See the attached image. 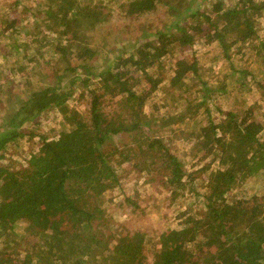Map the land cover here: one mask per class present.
I'll return each mask as SVG.
<instances>
[{"label":"trees","instance_id":"trees-1","mask_svg":"<svg viewBox=\"0 0 264 264\" xmlns=\"http://www.w3.org/2000/svg\"><path fill=\"white\" fill-rule=\"evenodd\" d=\"M109 1H114L113 8L108 6ZM230 1L229 4L224 0H43L36 3L48 31L55 30L71 40L67 48L62 46V53L72 48L71 58L77 63L66 67L69 73L61 70L53 78L40 67L39 60L32 67L20 65L15 69L21 73L20 78L26 77L27 83L33 71L46 84L27 92L18 105L5 107L8 111L0 122V161L5 158L7 143L31 134L22 128L25 120L51 107L59 110L62 118L55 136L39 135L37 147L24 165L12 169L8 163L0 164V234L12 231L18 220L26 223L41 240L34 252L37 264H144L143 247L149 242L152 229L141 231L134 224L126 229L127 234L117 236L110 245L98 237L93 225V221L101 224L103 220V211L93 203L94 198L117 184L110 156L119 155L118 165L130 160L129 148L117 152L115 146L105 148V143L113 135L125 133L135 148L146 152L147 159H159L165 170L163 184L171 193L184 195L187 187L193 198L199 200V209L185 217L181 227L164 228L156 235L159 246L153 252L151 264L185 261L264 264V118L255 119L257 116L249 108L229 107L221 112V119L214 121L207 114L201 119V125L187 127L190 132L184 134L178 123L193 119L200 108L207 111L205 100L213 90L224 92L219 83L215 87L207 85L196 62L184 58L174 60L167 78L172 88L168 97L175 108L157 115L151 113V117L140 108L161 82V77L146 70L172 49L181 50L204 39L215 42L223 57L228 58L230 49L238 45L245 49L252 47L264 61V35L259 33L256 22L258 17H264V0ZM112 10L117 11L121 25L111 23ZM161 10L164 22L159 26L149 23V15ZM27 12H30L28 15L35 13L34 10ZM141 15L144 19L148 17L147 23H143L144 36L132 40L134 44L126 56L118 53L104 68L93 65L95 50L84 42L86 36L98 38L96 35L102 34L103 27L115 28L110 30L111 38L120 32L123 34L125 21ZM90 29L93 31L85 34ZM22 30L26 33L29 28ZM121 38L124 40L122 35ZM75 69L79 72L75 73ZM89 75L96 82L91 88H88ZM64 79L67 86L71 85V91L75 90L76 79L83 89L87 86L86 114L65 107V98L72 93L62 85ZM141 84L147 86L144 94L136 90ZM4 88L0 85V90ZM169 127L181 132L183 140L193 139L189 143V155L196 160L189 167L158 134L160 129ZM136 169L148 171L146 167ZM259 175L262 183L257 186L258 190L240 198L230 197L234 190L244 187L245 181ZM199 176L202 182L196 184L201 188L197 192L192 185ZM123 203L131 210L140 207L128 198ZM62 211L73 217L69 228L59 227V219L51 220ZM239 226L241 230H235Z\"/></svg>","mask_w":264,"mask_h":264},{"label":"rangeland","instance_id":"rangeland-1","mask_svg":"<svg viewBox=\"0 0 264 264\" xmlns=\"http://www.w3.org/2000/svg\"><path fill=\"white\" fill-rule=\"evenodd\" d=\"M42 1L0 0V85L6 87L0 90V122L4 120L8 111L5 107L12 104L18 105V101L24 99L27 92L30 93V90L36 86L38 88L45 87L46 84L33 71L29 74V82L27 83L26 77L20 78L21 73L15 71L18 66L31 65L30 67H32L33 62L39 60L40 67L47 71L49 78H53L61 70L64 71V74L69 73L70 70L66 67L74 66L77 63L71 58L72 48H68L66 52L62 53V46L65 45L67 48L71 40L68 41L66 37L59 35L55 30L48 31L41 21L42 13L36 10L39 9L36 3ZM224 1L227 4L231 2L230 0ZM108 6L113 8L114 1H109ZM27 10H34V15H28L30 12ZM162 15V10L155 15H149V23L159 26L165 20ZM110 18L112 24L119 23L121 25L116 10H112ZM147 19V16L144 19L141 15L132 21L126 20L125 32L123 34L120 32L121 34L112 38L109 33L115 28L107 30L103 27L102 34L96 35L98 38L86 36L84 42L95 50L91 61L93 65L104 68L106 64L118 56V53L125 57L126 51L131 49L134 44L132 40L144 36L145 27L143 23H147ZM256 22L259 33L264 35V17H258ZM34 23L38 24L37 27ZM108 27L112 28L110 25ZM22 28H29V31L25 33ZM37 30L38 33H36ZM147 30L149 31V29ZM92 31L90 29L84 32L90 34ZM96 33L97 31L93 33V36ZM121 35L124 40H122ZM148 38L150 37L145 36V39ZM249 48L245 49L236 45L230 49L228 58L227 56L223 57L215 42H205L204 39L181 50L172 49L146 70L152 75L161 77V82L154 91L148 94L144 103H141V111L146 116L151 117V113L157 115L165 110L171 111L175 108L168 97L172 88L168 85L167 78L171 73L174 60L184 58L187 61L194 60L196 62L198 71L201 73V77L206 79L207 85L215 87L219 83L223 85L224 89V92L213 90V94L205 100L207 111L200 108L199 114L195 115L193 119L178 123V127L184 129V134L190 132L187 127H194L195 124L201 125L203 121L201 119L205 118L207 114L214 121L221 119V112L229 107H233V109L234 107L249 108L257 116L255 119L264 118V61L257 51L255 54L253 48ZM239 70L245 71V73H239ZM78 72V69H75V73ZM88 78V88L95 86V78L92 75H89ZM79 81L75 80L73 85L75 90L72 91L71 85L67 86L65 79L61 81L62 85L65 84L66 89L69 88L70 93H72L65 98L64 105L67 109H74L86 114L89 100L86 92L88 88L86 86L83 89ZM137 89L141 91V94H144L147 86L141 84L137 86ZM2 91L5 94H2ZM82 91L83 93L80 94ZM61 118L62 113L51 107L40 111L32 119L25 120L22 128L28 129L31 134H25L13 142L7 143L4 149L5 160L0 161V164L8 163L12 169L24 165L28 155L33 153L37 147L38 140L36 139L39 135L55 136L59 130ZM197 119L198 121H196ZM153 128L157 127L153 126ZM158 134L165 140L169 149L185 162L187 167L193 164L196 157L191 158L189 155V143L193 141L192 138L183 140L182 133L177 130L175 132L173 127L160 129ZM112 146L116 147L117 152L129 148L131 151L130 160L118 165L116 160L119 155L110 156V163L117 174V184L94 198L93 203L97 204L103 211L102 223L98 224L93 221L94 229L97 231L98 237L107 240L110 245L114 243L117 236L127 234L126 229L132 228L134 224L141 231L152 229L149 234V242L143 247L146 252L143 262L144 264H151L153 252L159 246L156 235L164 228L177 229L181 227L183 219L199 209V200L193 198V194L187 191V187L184 195L171 193L168 187L163 184L165 170L161 167L159 159H147L146 152L135 148V144L125 133L113 135L105 143L107 149ZM137 167H146L148 171L140 172L136 169ZM195 167L193 166V168ZM261 178L262 176L259 175L253 179H248L245 181L244 187L240 190H234L230 197L240 198L241 195L251 193L255 189L258 190L257 186H261L262 183ZM194 180L195 184L192 186L198 192L201 188L197 187L196 184L202 182V176L195 177ZM230 197L228 200H231ZM124 198L135 201L140 207L131 210V207L123 203ZM89 200L92 202L93 198ZM56 215L51 220L59 219V227H70L73 219L70 214L62 211ZM26 227V223L18 220L14 223L12 231L3 235L0 234V264H22L23 261L25 264H37L34 252L38 250L37 245L40 244L41 240L39 234L34 233L32 228ZM235 230L240 231L241 227L239 226ZM6 239L12 241L6 243ZM183 264L193 263L185 261Z\"/></svg>","mask_w":264,"mask_h":264}]
</instances>
